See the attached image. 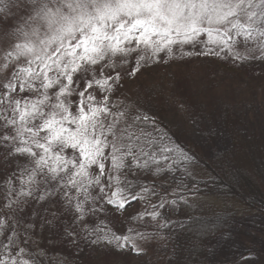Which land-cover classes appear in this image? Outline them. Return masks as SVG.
Masks as SVG:
<instances>
[{
    "label": "rangeland",
    "instance_id": "obj_1",
    "mask_svg": "<svg viewBox=\"0 0 264 264\" xmlns=\"http://www.w3.org/2000/svg\"><path fill=\"white\" fill-rule=\"evenodd\" d=\"M23 1L28 2L29 17H34L36 13L30 0ZM258 2L253 0L254 5ZM7 10L9 12L5 13L11 20L6 25L8 38L0 39V81L4 82L19 70L17 64L21 57L16 56L15 45L31 41L39 46V40L47 38L46 29L40 26L44 21L22 20L20 29L19 10L10 5ZM37 28L38 35H32L33 29ZM173 39L180 40L175 35ZM207 41V35L202 33L191 42L171 45V51L164 47L155 52L141 46L126 57L127 63L117 57L106 58L92 66L93 71L77 74L83 81L92 76L97 80H103L109 74L115 77L118 72L119 80L109 81L112 91L101 92L95 88L93 95L97 100L108 96L112 112L109 120L115 119L120 128L132 125L129 130L138 136L140 130L150 133L140 136L139 140L134 138V151L139 156L137 163L148 161V166L139 168L142 194L123 209L118 210L108 204L106 198H101L98 186L88 188L86 199L83 192L61 189L62 181L43 174H37L34 181H29V173L35 165L26 156L9 154L10 145L0 143V261L4 264L157 262L168 244L163 226L178 221L171 197L179 191L187 168L194 164L192 156L185 150L186 145L198 143L204 149L210 148L205 140L210 134L213 148L208 154L222 150L227 144L219 127L223 108L252 118L264 105V65L251 68L240 65L246 60L240 57H259L258 50L254 53L246 51V48L257 49L258 45L253 41L246 46L239 43L230 53L227 48L221 50ZM209 48L219 55L200 54ZM7 52H12V57L6 58ZM110 63L115 65L114 69L107 66ZM5 64L14 66L5 71ZM28 67L23 62L19 68ZM73 87L82 90L83 84ZM56 90L54 87L49 92ZM19 96L28 100L38 98L31 92L19 93ZM71 110L74 108L70 107ZM4 114L0 112V115ZM7 115L12 116V113L9 111ZM253 122L256 124V120ZM3 123L0 120V124ZM5 134L14 135V132L0 127V136ZM91 171L95 174L98 169ZM101 180L104 184L109 183L107 176ZM112 190L115 187L106 188L109 196ZM29 192L30 195L22 194ZM77 202H83L82 219H75ZM116 236L121 239H114ZM209 250L210 264H264V215L239 218L231 230L209 245Z\"/></svg>",
    "mask_w": 264,
    "mask_h": 264
},
{
    "label": "snow or ice",
    "instance_id": "obj_2",
    "mask_svg": "<svg viewBox=\"0 0 264 264\" xmlns=\"http://www.w3.org/2000/svg\"><path fill=\"white\" fill-rule=\"evenodd\" d=\"M30 2L36 13L30 19L45 22L40 26L46 29L47 38L40 39L39 46L31 41L15 45L16 56L23 57L29 67L14 71L6 82L0 81V112L5 113L0 115L4 122L0 127L14 132V135L0 136V143L10 145L9 154L26 156L35 165L29 173V181H34L37 174H43L62 181L61 189L83 192L86 199L88 188L98 186L101 198H106L107 203L118 210L139 197L131 192L125 195L127 188H122L119 177L112 173L130 168L131 165L125 163L128 158L139 160L134 151V138L139 140L140 136L150 133L140 130L138 136L129 130L132 125L120 128L115 119L109 120L112 112L108 96L97 100L93 95L95 88L101 92L112 91L109 81L119 80L118 72L115 77L109 74L103 80H97L92 76L83 81L77 74L93 71L92 66L106 58L117 57L127 63L126 57L141 46L155 52L164 47L171 51V45L191 42L202 33L207 35L209 44L221 50L227 48L230 53L239 43L246 46L250 41H258L257 49L246 48V51L258 50L259 57L251 58L264 59V0L255 5L253 0ZM253 7L259 11H247ZM7 9L6 0H0V12ZM38 32L39 28L33 29L32 35H38ZM49 32L51 35H47ZM173 35L180 40L173 39ZM200 54L218 56L219 52L209 48ZM7 57H12V52L7 53ZM248 58L240 57L241 60ZM107 66L115 68L111 63ZM100 74L104 75L102 70ZM78 83L83 84L82 90L73 87ZM54 87L57 90L50 94L49 90ZM24 92H31L38 98L20 97L19 93ZM73 96L75 100L70 99ZM70 107L74 110L70 111ZM9 111L12 116L7 115ZM135 166L146 168L148 161ZM93 168L98 172L94 174ZM105 176L109 179L107 184L101 180ZM130 186L129 182L127 187ZM113 187L115 190L109 196L106 188L111 190ZM64 194L67 196L68 192ZM74 211L75 219H82L83 202H77ZM114 239L121 238L116 236ZM0 264L4 262L0 261Z\"/></svg>",
    "mask_w": 264,
    "mask_h": 264
},
{
    "label": "trees",
    "instance_id": "obj_3",
    "mask_svg": "<svg viewBox=\"0 0 264 264\" xmlns=\"http://www.w3.org/2000/svg\"><path fill=\"white\" fill-rule=\"evenodd\" d=\"M6 2L19 10L17 21L20 29L22 20L32 21L26 9L28 2ZM254 11L258 12L259 9ZM9 18L5 12H0L1 41L8 38L6 25L11 22ZM253 42L258 45V41ZM251 57L240 65L249 68L264 65V59ZM23 62L24 58L21 57L17 69ZM13 66L4 69L10 71ZM219 127L227 141L222 150H211V154H208L213 148V136L210 134L205 136L210 148L204 149L198 143H189L185 147L194 164L187 168L179 191L171 197L178 221L163 226L162 231L168 240L167 249L155 264H210L209 245L214 240L231 230L239 218L264 215V105L260 113L252 118L225 107L220 114ZM125 163L131 167L115 176L119 177L120 186L127 188L125 195L131 192L139 197L143 184L138 178L137 161L128 158ZM236 166L238 168L234 170ZM129 182L131 186L127 187ZM128 198L131 200V196ZM250 214L254 215L248 216Z\"/></svg>",
    "mask_w": 264,
    "mask_h": 264
}]
</instances>
